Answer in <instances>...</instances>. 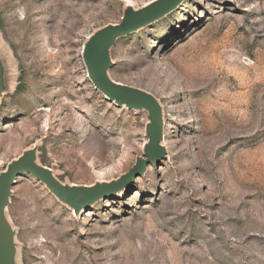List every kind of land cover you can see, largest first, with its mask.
Returning a JSON list of instances; mask_svg holds the SVG:
<instances>
[{"label":"rangeland","instance_id":"rangeland-1","mask_svg":"<svg viewBox=\"0 0 264 264\" xmlns=\"http://www.w3.org/2000/svg\"><path fill=\"white\" fill-rule=\"evenodd\" d=\"M151 1L0 0V173L35 150L60 183L92 186L143 156L147 113L98 92L82 50ZM110 57L111 80L159 102L166 158L77 215L18 176L15 264H264V0H184ZM97 140L111 162L82 160Z\"/></svg>","mask_w":264,"mask_h":264},{"label":"water","instance_id":"water-1","mask_svg":"<svg viewBox=\"0 0 264 264\" xmlns=\"http://www.w3.org/2000/svg\"><path fill=\"white\" fill-rule=\"evenodd\" d=\"M184 0H153L140 9L127 6L118 24L107 25L92 34L85 42L82 59L87 77L93 87L107 100L119 107L133 111H145L148 123L145 127L147 143L143 156L137 158L134 166L118 179L95 183L92 186H68L60 183L51 170L36 162L35 150L22 154L10 162L0 173V264H15V233L5 217L12 187L22 174H29L42 183L61 203L73 210L75 215L89 209L101 199L114 196L127 188L135 178L143 175L149 165H158L166 158L163 141L162 109L151 94L110 79L112 67L110 50L115 42L139 29L151 25L177 9ZM3 70L0 61V93Z\"/></svg>","mask_w":264,"mask_h":264},{"label":"bare ground","instance_id":"bare-ground-1","mask_svg":"<svg viewBox=\"0 0 264 264\" xmlns=\"http://www.w3.org/2000/svg\"><path fill=\"white\" fill-rule=\"evenodd\" d=\"M99 92V91H98ZM109 101V100H108ZM110 102V101H109ZM112 103V102H111ZM93 143V142H92ZM108 143L105 142H101V141H95L89 149H87L83 155L81 156L82 160L87 159L89 157H93L94 158V162L96 163H100L102 165V163H109L111 162L110 158H111V154L108 153ZM107 153V154H106ZM113 155V154H112ZM110 156V157H107ZM80 158V159H81ZM84 210H88V209H84ZM82 210V211H84Z\"/></svg>","mask_w":264,"mask_h":264}]
</instances>
